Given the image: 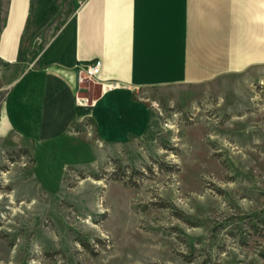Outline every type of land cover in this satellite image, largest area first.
<instances>
[{
    "label": "rangeland",
    "instance_id": "rangeland-1",
    "mask_svg": "<svg viewBox=\"0 0 264 264\" xmlns=\"http://www.w3.org/2000/svg\"><path fill=\"white\" fill-rule=\"evenodd\" d=\"M213 92H141L158 122L125 146L83 120L95 158L82 144L50 164L2 153L0 264H264V69Z\"/></svg>",
    "mask_w": 264,
    "mask_h": 264
},
{
    "label": "crops",
    "instance_id": "crops-1",
    "mask_svg": "<svg viewBox=\"0 0 264 264\" xmlns=\"http://www.w3.org/2000/svg\"><path fill=\"white\" fill-rule=\"evenodd\" d=\"M95 60L90 100L77 66ZM252 69H264V0H0V155L24 149L50 164L82 144L94 157L85 119L100 145L136 143L158 122L141 92H213Z\"/></svg>",
    "mask_w": 264,
    "mask_h": 264
},
{
    "label": "built area",
    "instance_id": "built-area-1",
    "mask_svg": "<svg viewBox=\"0 0 264 264\" xmlns=\"http://www.w3.org/2000/svg\"><path fill=\"white\" fill-rule=\"evenodd\" d=\"M99 73H100V62L95 60L89 63L80 64L77 66V84L78 90L82 91L85 84L99 83ZM108 87H115V84L107 85ZM80 101L83 98H79Z\"/></svg>",
    "mask_w": 264,
    "mask_h": 264
},
{
    "label": "trees",
    "instance_id": "trees-1",
    "mask_svg": "<svg viewBox=\"0 0 264 264\" xmlns=\"http://www.w3.org/2000/svg\"><path fill=\"white\" fill-rule=\"evenodd\" d=\"M26 152V151H25Z\"/></svg>",
    "mask_w": 264,
    "mask_h": 264
}]
</instances>
